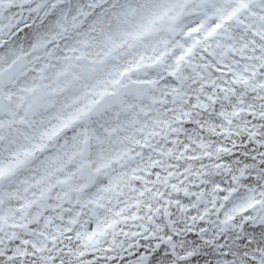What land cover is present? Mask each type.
I'll list each match as a JSON object with an SVG mask.
<instances>
[{
  "label": "clouds",
  "instance_id": "obj_1",
  "mask_svg": "<svg viewBox=\"0 0 264 264\" xmlns=\"http://www.w3.org/2000/svg\"><path fill=\"white\" fill-rule=\"evenodd\" d=\"M155 3L160 5L155 11L163 15L153 25L157 30L142 38V44L148 47H137L119 62L109 58L106 63L123 70L130 68L129 61L135 63L143 54L142 66L119 78L120 85L129 79L155 80L154 85L147 86L149 95L175 99L177 106L169 103L154 110L145 100L140 107L123 111L112 95L99 96L91 91L59 93L58 104L39 116L46 121L40 125L42 132L59 131L48 139L37 138L36 143H43V148L34 151L16 173L12 190L20 198L12 203L16 207L28 203L31 207L23 220V213L14 212L10 221L28 223L27 230L9 228V222H5L0 241L6 250L18 246L24 238L42 242L27 232L46 231L52 235L51 229L44 227L43 217L53 215L51 209L55 208V214L64 219L53 220L61 230L56 244L44 242L46 248L63 244L87 253L103 246L117 249L118 245L126 248L138 243V252H159L163 264H264V220L259 219L264 216V208L254 204L255 211H233L240 202L242 186L223 205L222 194L213 191L215 183L230 181L222 168L214 166L223 161L235 173L242 141L249 130L261 131L264 126V71L257 67L259 60L241 59V50L244 56L262 54L264 8L249 3L235 17L224 21L212 37L205 38L203 33L219 22L213 9L230 10L237 6L235 0H213V6L204 11H192L193 0ZM140 6L141 0L59 4L24 33L14 27L11 35L0 37V55L5 57L0 70L7 71L18 61L33 60L37 61L34 67L47 63L58 69L56 58L65 57L67 47L73 48L67 53L73 59L81 52L100 57L104 49L92 45L98 44L105 32L111 33L118 20L134 23ZM130 7L137 9L136 15H125ZM10 11L6 10L5 15ZM192 27L200 30L190 33ZM229 34L232 38H228ZM38 37L43 46L34 48ZM194 39L200 43L177 68L175 57ZM218 42L232 45L235 51L221 55L223 48L216 47ZM218 60L227 66L226 71L208 67ZM246 63L250 66L248 72L243 70ZM173 70L176 75L169 76ZM194 73H204L203 79H197ZM237 73L242 80L233 83ZM185 75L188 81L183 80ZM243 79L248 82L243 83ZM191 80L196 82L189 83ZM205 81L214 83L204 85ZM39 83L34 82L35 91L24 95L38 96ZM185 92L195 94L187 103L183 102ZM135 103L134 98L129 100V104ZM101 136L109 141L107 145L96 143ZM98 150L104 151L103 159L97 157ZM81 186L79 193L73 190ZM93 213L103 219L92 228H104V232L89 242L85 237L92 230L87 225ZM226 214L231 219H226ZM68 219L76 223L69 225ZM110 221L114 223L105 227ZM65 227L71 228V236L63 232Z\"/></svg>",
  "mask_w": 264,
  "mask_h": 264
},
{
  "label": "snow or ice",
  "instance_id": "obj_2",
  "mask_svg": "<svg viewBox=\"0 0 264 264\" xmlns=\"http://www.w3.org/2000/svg\"><path fill=\"white\" fill-rule=\"evenodd\" d=\"M21 4L28 7L27 0H19ZM236 7L230 10L220 7L213 9V15L218 17L219 22L214 26L209 27L207 31L203 33L205 38L212 37L217 29L221 28L222 23L226 20H230L236 16V14L246 7L249 3L253 4L257 8H264V0H235ZM8 0H0V8L8 7ZM264 19V17H262ZM203 23V22H202ZM18 33H24L31 26L23 19L19 20L14 25ZM200 29L197 27H192L189 32L197 33ZM189 33H185L188 35ZM227 38V37H226ZM264 39V36L261 37ZM200 43L199 39H194L192 44L184 48V51L175 57L177 68L179 67V62L183 61L185 56L192 52L193 48ZM217 48H223L221 55L226 54L230 51H235L230 44H216ZM207 51V48L205 49ZM261 57L260 64H264V47L260 49ZM214 55V53L212 54ZM159 60V57L157 58ZM219 65V66H217ZM208 67L216 72H222L227 70V66L223 65L219 60L215 64H209ZM264 71V67H260ZM132 69H126L130 72ZM2 71V70H0ZM175 70L168 73L169 76H175ZM124 73H121L123 76ZM113 84H118L119 80L112 81ZM104 92H100L99 96H104ZM262 130L257 131L255 128L249 130L247 137L242 141L243 148L240 153H238L239 159L237 160V169L235 173L230 168V166L223 161L214 167L222 168L223 171L230 176V181L225 180L223 182L215 183L213 186V191L222 194L221 204L224 201H228L234 194L238 193L239 188L243 187V193L240 194V202L237 203L233 211H243L245 208L253 209L254 204H259L264 208V126H261ZM251 149V151H249ZM227 152V149H224ZM232 154L229 153V158L231 159ZM242 165V166H241ZM64 181H61L63 183ZM81 187L74 188L73 190L77 193L81 191ZM105 191L107 189H104ZM84 203H95V201H85ZM84 205L81 204V207ZM255 211V209H253ZM53 215L45 214L43 217L44 227L50 228L52 235H49L46 231H38L36 233L27 232V235H35L38 237L41 243H37L35 240H30L27 238L20 239L18 241V246L12 247L10 249H5L3 247V241H0V264H163L162 258H160L159 252L148 253L145 251H137L141 248L140 244H129L126 248L122 246H117L114 249L109 246H103L101 248H94L89 250L87 253L82 252L72 247H65L63 244L57 245L55 248L44 247V242L49 240L53 244H56V237L60 234V227L53 223L55 221H62L64 218L62 215L55 214V208L51 209ZM63 211V210H61ZM13 213L7 209H0V231H2L3 226L6 221L10 222L13 218ZM75 215L78 217L80 212L77 211ZM119 215V213H117ZM103 218L95 217L93 213V220L87 225L88 228L92 229L89 234L85 237L86 240L92 241L93 236L97 234H103L104 228L97 229L92 228V224L102 222ZM226 219H231L230 215L226 214ZM259 219L264 220V216L259 217ZM67 223L69 225L75 224V219H68ZM114 223L110 221L109 225ZM19 228L28 229V223H21ZM63 232L71 236V228H63ZM79 232L76 236L79 237ZM131 249V251H129ZM264 258V257H262ZM183 259V258H182Z\"/></svg>",
  "mask_w": 264,
  "mask_h": 264
},
{
  "label": "rangeland",
  "instance_id": "obj_3",
  "mask_svg": "<svg viewBox=\"0 0 264 264\" xmlns=\"http://www.w3.org/2000/svg\"><path fill=\"white\" fill-rule=\"evenodd\" d=\"M12 0H8V4L9 2ZM18 0H13V2H16ZM206 0H193V7H192V11H204V9L206 7H212L213 6V0H210V4L209 6H206L205 4ZM160 5L155 3V0H141V6H140V14L137 16V19L135 20V22H129L128 20L126 21V27L127 30H125V25L122 26L119 30L117 31H112L111 32V41H113L112 43L117 45V42L119 41V39L122 40L121 36H128L131 39L134 40H140L142 43V38L148 36L150 33L155 32L157 29H155L153 27L154 23L158 20H160L162 18L163 13L161 14H157V12L155 11V9L159 8ZM180 7L182 8L183 5L181 4ZM11 10V9H10ZM147 13V14H145ZM137 14V9L136 11H132L128 14V16H132V15H136ZM2 15V14H1ZM0 15V20H3V16ZM12 12H8V16L6 18V20L9 19V17L11 18ZM175 19V18H173ZM5 20V21H6ZM2 28L0 27V30ZM167 31H172L171 28H167ZM105 43V41H104ZM161 44L166 43V41H160ZM117 46H113L111 49H115ZM144 47H148V45L146 44ZM153 50H155V45L152 46ZM108 49V48H107ZM121 52H119L118 50L115 51H104V53H101L100 55H102V57L93 59L92 62L96 63L94 65H96L97 67L101 68V72L102 74L105 73V71H108V84L106 85H102L103 81L106 79L105 75H103V77L98 81V83H96L95 85H93L92 87L88 88L87 90H75L73 92H80L81 94H83L84 92H88L91 91L92 93L99 95L100 92H104L105 91H111L114 88H116L119 84H120V79L121 77L127 76L128 75V71H126L125 69L123 70H119L115 64H108L106 63V61L111 58V60H115L116 56L120 55ZM141 58L142 61L144 59L143 54H141ZM102 62H104L103 66ZM70 67H71V63H69ZM149 66V65H146ZM137 68H133L131 71H134ZM129 69V68H128ZM70 69L69 68H64L62 70V72L60 73V75L62 76H66L67 74H69ZM124 73L123 76H121V73ZM117 77L115 79L111 78V77ZM119 80L118 84H113L112 81L114 80ZM155 81V80H152ZM105 83V81H104ZM106 84V83H105ZM47 85V84H46ZM43 85L44 88H42V86H37L40 89V94L39 95H43L46 97V101H47V110L50 108H53L54 106H56L58 104V100H57V95L59 93H63V92H69L71 93V91L67 90V87L64 88H57V86L52 85V86H46ZM112 85L113 87L110 89L108 86ZM85 86V85H84ZM66 88V89H65ZM100 89V90H98ZM35 91L34 88H31L29 91L27 90L26 93H31ZM28 99L31 100L32 97L26 96ZM36 97V96H35ZM131 107H140L137 106V104H128L127 108L125 111L129 110V108ZM46 110V111H47ZM45 119H40L37 123H35L29 130H25V131H10V129H7V125L4 123H0V176L7 174L8 172L12 171L15 164L19 163L21 161H23L24 157H25V153L27 152H32L33 149L35 147L38 146H42L43 143H36L37 138H39L40 140H44V139H48L49 137L51 138L52 132L53 130H50L49 132H42L40 129V125L45 123ZM21 157H23V159H21ZM15 184V179H13L11 182H9L7 185H5V187H3L2 193H0V209H7L8 211L14 213V212H20L17 211L16 209L14 210V208H9L8 207V200H12V198H16L17 196H19L18 192L13 191L12 188ZM86 186V185H85ZM7 204V206H6ZM28 206V208L31 207L30 204H26ZM14 206V205H13ZM22 211V210H21ZM23 216L20 217L21 220L24 219L25 216H27L28 212L27 209H25L23 211ZM14 219V217H13ZM21 225V223H12V226L14 228H17Z\"/></svg>",
  "mask_w": 264,
  "mask_h": 264
},
{
  "label": "flooded vegetation",
  "instance_id": "obj_4",
  "mask_svg": "<svg viewBox=\"0 0 264 264\" xmlns=\"http://www.w3.org/2000/svg\"><path fill=\"white\" fill-rule=\"evenodd\" d=\"M58 1L60 2L62 0H58ZM43 3L35 6L34 8H38L39 6H42ZM16 23L17 22H0V27L2 28L0 30V37L4 35H11L12 34L11 30L14 28V25ZM27 23L31 25L32 23H36V22H27ZM122 23L123 22H117L118 30L121 28ZM75 26L76 25L73 23V27ZM110 36H111V33L105 32L103 34V39L98 44H93L92 47L93 48L99 47V48L104 49V51H108V49H105V46H107L105 43L108 41ZM38 40H40L39 37H38ZM81 43L82 45L84 44V42H81ZM42 46L43 44L42 42H40V43L35 44L33 47L40 48ZM72 51H73L72 47H67L65 49L66 56L62 58H56L57 63L60 65L58 69H53L52 65L47 64V63L40 65L39 67H34L33 65L37 64V61L35 60L31 62H26L25 69L21 70L17 76H14L13 78H11L10 85L6 86L3 89L5 97L10 99V104L8 108L9 116L0 115V123L6 124L7 129H10V131L12 130L25 131L27 129L29 130L35 123H37L40 119H42V118H39V116L41 112H45L47 110L48 104L46 101V97L43 95H38L36 97L35 96L32 97L30 100L26 97V95H24V93H26L27 90L29 91L31 88H33L32 85L36 81L40 82L37 86L41 85L42 88H44L43 85H46V84L48 86L55 85L57 86V88L67 87L68 91L73 92L78 89L87 90L88 88L98 83V81L103 77V75H105L106 79L104 81L106 84L103 81L102 85L107 86L108 71H105V73L102 74L101 68L97 67L96 65H94L96 63L92 62L93 59H96V58L100 59L102 55H100V57H97L95 53L81 52L80 56L77 59H73L72 56L67 55V53H70ZM104 51L102 53H104ZM49 56L51 57V54H49ZM4 63H5V57L0 55V66H3ZM69 63H71V67ZM103 65H104V62H102V65L100 66H103ZM89 67H94L95 69V78L91 82L89 81L86 75V70ZM64 68L70 69L69 74H67L65 77L60 75V73L62 72ZM137 80L143 81L140 79H137ZM48 81H51V83H48ZM107 92L108 91H105V93ZM39 99L42 100V105H43L42 109L37 113L35 117H33L32 119H28L25 114L28 107L34 101L39 100ZM57 131H59V129H54L51 136L55 135ZM96 143L100 146H104V145H107L109 141L105 137L101 136V137L96 138ZM43 146L44 145L35 147L32 152L30 151V152L25 153V157L23 161L26 160L29 157V155L32 154L34 151L43 148ZM104 151H107V149H104ZM104 151L98 150V154H102L101 156H99L100 159L104 158ZM17 164L18 163H16L15 166ZM3 187H5V185L0 187V193L3 190ZM12 201H14L13 198L12 200L10 199L8 200L9 208L14 207Z\"/></svg>",
  "mask_w": 264,
  "mask_h": 264
},
{
  "label": "trees",
  "instance_id": "obj_5",
  "mask_svg": "<svg viewBox=\"0 0 264 264\" xmlns=\"http://www.w3.org/2000/svg\"><path fill=\"white\" fill-rule=\"evenodd\" d=\"M18 2H19V0L16 1V2H13V0H12V1L9 2V6L8 7L0 8V15L2 14L1 16H3V20H0V22H18L21 19L25 20L26 22H37L39 20H42L44 18V16H47L49 14V12H51L53 9H56L59 4H64V5H69V6L78 4V0H62L60 2L58 0H47V1H45L43 3L42 6H39L38 8H34L33 7V8H28V9H19V8L16 7V4ZM89 6L91 7V6H94V5L90 4ZM8 9H11L12 15H11V18L9 17V19L6 20L8 14L5 15V12ZM132 11H136V8H134V7L128 8L127 9L128 13L126 12L125 15L128 16V14L130 12H132ZM84 15H87V13L85 12ZM64 18L65 17H62V19H64ZM126 21H127V19H123V20H118L117 22H123L122 26H124V25L127 24ZM33 24H35V23H32L30 26H32ZM119 25H121V24H119ZM117 27H118V25H116V27L114 28L113 31H117L118 30ZM121 38H122V40L119 39V41L117 42V45L112 43L114 41V39L112 38L113 41H111L112 40L111 36L108 39V41L105 43L107 45V46H105V49L108 48V52L115 51V50H118L119 52H121L120 55L116 56V58L114 60L116 62H119L120 58L122 56L127 55L128 53H131L133 49H135L137 47H144L146 45V44L140 43L141 42L140 40H134V39L129 38L128 36H121ZM228 38H232L231 34H229ZM240 39L242 40L243 37H240ZM40 42H42V41L38 40V38H37V43H40ZM113 46H117V47L115 49H111ZM245 46H247V45H245ZM241 59L250 62L252 59L260 60L261 57H258V56H244L243 52L241 50ZM141 62H142V58H141V54H140L139 59L135 63H132L131 61H129L130 65H131L130 68L131 69L137 68V67L140 68L142 66ZM233 63H235V61ZM257 67H264V64H259ZM124 69L126 70L128 68H124ZM243 70L245 72H248L250 70L249 64H247V63L244 64L243 65ZM252 74H253V76H255L257 73L255 71H253ZM194 76L197 79L202 80L203 76H204V73H194ZM183 80L188 81L189 77L187 75H185V76H183ZM241 80H242V77L237 73L236 74V79L233 81V83H238ZM195 82H196L195 80L189 81V83H195ZM247 82H248L247 79H243V83L246 84ZM209 83H214V81H205L204 85H207ZM204 85H202V87ZM199 91H200V89H197V92H199ZM182 95L184 97V101L183 102L187 103L188 100L192 99L195 94L192 93V92H185ZM146 102L149 105H151L152 109H154V110H157V109H159L160 106L165 105V104H169V103H171L173 105V107L177 106L176 103H175V99H173L172 101H169V100L163 98L162 96H158V97L152 96L149 100H146ZM136 104H137V106H141L140 103H136ZM194 107H195V105H194ZM171 110L172 109L170 108L169 111H171ZM96 155L99 158V156H101L102 154H98V152H97ZM18 198H20V197L17 196L15 198V200H17ZM26 204L27 203H25L23 207H16L14 205L13 208H14V210L16 209L17 211H20L22 213L25 209L28 210V206ZM31 222L32 221H29V223H31ZM7 227L14 228L12 226L11 222H9L7 224ZM89 242H94V241L92 240V241H89Z\"/></svg>",
  "mask_w": 264,
  "mask_h": 264
},
{
  "label": "water",
  "instance_id": "obj_6",
  "mask_svg": "<svg viewBox=\"0 0 264 264\" xmlns=\"http://www.w3.org/2000/svg\"><path fill=\"white\" fill-rule=\"evenodd\" d=\"M40 1L43 0H27V3L29 5L28 7H25L23 4L19 2L18 8L20 9L31 8ZM206 4L209 5V2L206 1ZM25 67H26V62L18 61L17 64L14 65L12 68L8 69L7 71L0 72V115L2 116H9L8 108L10 104V99L5 97L3 89L6 86L10 85L11 78L17 76L21 70L25 69ZM86 75L90 82L93 81V79L95 78L94 67L87 68ZM148 85H154V84H151L148 81L141 82V81L130 80L125 84L120 85L115 91L109 92L105 95H112L116 97L114 103L119 107L120 110H123L125 108L127 99L134 98L136 101H143L144 99L149 98L150 95L147 91ZM42 107L43 105L41 99L34 101L28 107L25 113L27 118L32 119L33 117H35L37 113L42 109ZM32 155L33 153L29 157H31ZM24 163L25 162L18 164L12 172L0 177V186L3 185L5 182H7L10 178L15 177L16 173Z\"/></svg>",
  "mask_w": 264,
  "mask_h": 264
}]
</instances>
